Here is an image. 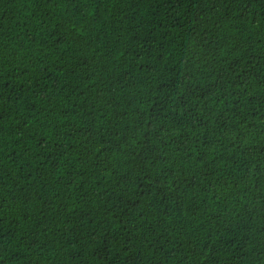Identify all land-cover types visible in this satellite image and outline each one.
Masks as SVG:
<instances>
[{"label":"trees","instance_id":"1","mask_svg":"<svg viewBox=\"0 0 264 264\" xmlns=\"http://www.w3.org/2000/svg\"><path fill=\"white\" fill-rule=\"evenodd\" d=\"M0 264H264V0H0Z\"/></svg>","mask_w":264,"mask_h":264}]
</instances>
